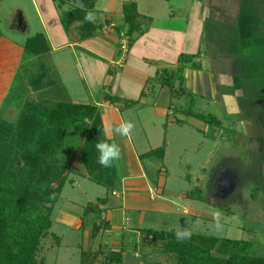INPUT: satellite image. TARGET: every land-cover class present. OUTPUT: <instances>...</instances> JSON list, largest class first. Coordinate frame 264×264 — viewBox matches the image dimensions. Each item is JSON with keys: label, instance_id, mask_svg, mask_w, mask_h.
I'll return each instance as SVG.
<instances>
[{"label": "crops", "instance_id": "crops-1", "mask_svg": "<svg viewBox=\"0 0 264 264\" xmlns=\"http://www.w3.org/2000/svg\"><path fill=\"white\" fill-rule=\"evenodd\" d=\"M29 1L30 9L22 8L17 4L13 7L7 6L6 3L0 4L3 6L0 8V122L8 123L10 118L14 120L20 113L17 102H20L21 98L13 97L11 94L23 93L34 96L43 86L47 87L44 95L48 96V100L50 98L54 101L58 99L57 101L96 105L103 124V140L109 143L115 142L120 146L121 160H124V169H126L123 171L132 176L127 179L119 175L120 160L119 167H116L117 177L121 183L123 182L126 193L130 191L127 193L128 200H124L123 207L126 210H146L145 205L151 203H148L145 197L136 194L147 191L146 181H149L145 168L143 166L141 168V162L145 158L141 160L140 156L159 146L147 148L144 140L139 137L135 136L136 142L133 143L131 136L125 138L106 131L109 125L115 126L124 120L120 115L123 110L128 111L127 108L130 107H125V104L120 102L116 105L106 102L104 97L111 95V91H104V87L109 88L114 85L115 92L123 96L133 92L131 99H137L141 91L146 89L145 94L155 96L152 100V108L159 117L164 116L167 119V127H171L172 123L178 125L180 121L170 117L174 114L170 112L169 103L165 101V91L170 97L169 88L160 85L157 72L162 69H176L179 66L180 55L193 56L192 62L183 64L182 88L185 92L215 104L226 117L236 119L238 125L245 126L246 131L243 135L237 136L223 129L221 124L219 127L208 124L202 126L198 120L194 118L191 120L202 129L200 131H206L210 139H223L245 151L258 152L263 149L264 116L262 122L257 123L254 115L264 107L262 105L264 0H257L254 8H247L243 0H174L173 4H169V0H97L91 10L96 20L91 24H95L98 28L91 36L84 39L79 37L73 26H69L68 29L63 28L59 9L52 0ZM103 1L106 4L105 9L101 5ZM126 2H133L136 5L138 31L130 37L129 49L123 63L120 64L121 54L116 31L105 33L101 29L103 25L109 23L108 21L114 22L118 27L122 24L121 5ZM251 4H253L252 0H250ZM10 10L13 15L15 13V18L10 19ZM13 19L15 30L11 26ZM7 27L19 32L10 37L3 32ZM53 30L57 31L56 35L52 33ZM38 34L45 37L49 50L42 56L34 57L26 51V46L29 40ZM252 60H259L262 64L256 66L258 83L255 82V85L247 90L240 84L241 81L235 82L234 79L241 74L244 75ZM82 61L89 66V73L86 75L88 77L90 75L91 81L81 82L83 93L78 92L75 74V68L82 72ZM97 64L102 66L99 75L92 71ZM250 67L254 65L250 64ZM116 70H119L120 74H115ZM177 87L178 82H175L174 88ZM130 88H135V91L130 93L128 91ZM73 91L82 94L84 100H72ZM158 96L164 97L167 112L158 107L156 102ZM145 105L146 103H140L137 108L142 109ZM134 122L135 125L141 124L138 117ZM252 127L253 131L250 130ZM146 141L148 142L147 139ZM163 143V154H156L158 158H163L169 147L166 139ZM77 171L72 169L71 175L76 174ZM78 172L82 173L80 170ZM70 179L72 180L70 185H75L74 180ZM129 181L132 182L128 184ZM135 181L137 182L133 183ZM162 191L161 188H156L157 193L162 194ZM111 195L117 197L114 190ZM210 202L211 200L208 199V204ZM104 205H99L101 212L96 223L103 220L107 226L97 234L93 243L108 240L112 246L118 247L117 251L123 250L122 264H141L137 253L128 255L131 253L126 249L129 242L125 231L128 227L126 223L119 221L117 216L122 208L103 214ZM153 205L155 210H164L167 206L166 203ZM184 213L188 214L189 211L185 210ZM52 215L53 212L51 220ZM65 224L71 229L78 230L83 227V223L76 219L65 220ZM150 242L153 243L152 240ZM99 248L102 249L98 245L97 249ZM146 257L145 260L141 259L143 264L163 263L159 257L156 259L154 257L150 259L148 255Z\"/></svg>", "mask_w": 264, "mask_h": 264}, {"label": "rangeland", "instance_id": "rangeland-1", "mask_svg": "<svg viewBox=\"0 0 264 264\" xmlns=\"http://www.w3.org/2000/svg\"><path fill=\"white\" fill-rule=\"evenodd\" d=\"M52 1L59 9L60 19L66 13L74 15V20L69 26L74 27L80 38L89 37L96 32L98 26L90 23L91 25L87 27V25L83 24L84 16H82V13L91 11L95 3L91 8H88L89 0H80L85 6L84 9H81L76 6L77 0ZM243 2H246L245 6L247 8H254L256 7L255 3H257V0H252L253 4L251 5L250 0H243ZM5 3L9 7L17 4L22 8H31L29 0L0 1L1 5ZM173 3L174 0H169V4ZM104 4V1L101 2L102 8L105 9L106 4ZM2 7L0 6V8ZM9 12L10 19L15 18V13L13 15L11 10ZM108 22V24L102 26L101 31L103 30L105 33L116 31L119 41V34L121 32L118 33V29L122 27V24L118 27L114 22V24L112 21ZM11 26L15 30L14 19L11 20ZM14 30L7 27L3 32L11 37L19 32ZM60 31H62V28H60ZM52 33L56 35L57 31L53 30ZM122 34L128 37L125 33L122 32ZM130 42L129 38V45ZM252 61L249 62V69L245 70L244 75L241 74L234 79L235 82L241 81L240 84L244 85L247 90H250L255 85V82L259 81V75H256L258 71L256 66L262 64L259 60ZM82 62L81 70L83 75L79 69L75 68L78 92L80 91L81 93L84 90L81 82H91L90 75L89 77L86 75V73H89V66L84 61ZM250 64L254 65V67H250ZM101 67L100 64H97L95 70H92L93 73L99 75ZM118 71L116 70L114 73L120 74ZM93 77L96 79L95 75ZM117 81L118 78L116 79ZM115 89L114 85L109 88L104 87V91H111V96L122 98L120 103L136 102L135 105L133 104L130 108H127L128 111L123 110L120 115L124 120H132L131 122L134 125L137 117L141 121V124L136 123L131 134L133 143L136 142V136L144 140L147 148L159 146L157 149L163 150V141L165 139L169 144L163 158H158V155L154 154L149 157L150 159L147 160L145 158L141 162V168H145L147 178L149 179V181L145 179L146 183H148V190L136 192V194H140L148 200V203H151L145 205L146 210L143 209L142 211L133 209L129 211L123 207L124 200H128L127 193L130 191L126 193L123 182L121 183L117 177L116 167L104 168V185L91 182L82 177L81 173L77 171L76 174L69 176V179L72 178L74 180L75 185L67 183L64 186L52 215L50 232L60 238V245L55 246L50 237L44 239L41 243L39 258H44V264H78L80 250L94 251L98 245L102 247V255L97 257L98 259L94 264H103V255L118 248L117 246H112L108 240L104 241L105 239L93 243L91 228L99 217L95 213L83 214L82 210L85 205L95 203L97 198L107 199L102 210L103 214H108V212L116 208H122L117 216L119 221L121 220L126 223V227H128L125 234L128 237L129 244L127 248H124L128 252H131L128 255H132L134 252L137 253L141 264H143L141 259L145 260L147 255L150 259L152 257L154 259L159 257V260L163 262L161 264H176V256L166 254L158 240L151 243L150 238L147 240L142 237L143 235L140 233L141 229L167 232L176 231L180 227L188 228L192 234L197 235L242 239L253 243V249L256 254L264 255V141L261 151L251 152L245 151L236 146V144L223 139H210L206 131H200L202 129H199L191 118L201 122L200 125L202 126L203 124H208L213 127H215V120L218 119L220 122H217L223 126V129L225 128L237 136L245 133V126L238 125L236 119L232 120L226 117L223 111L215 104L192 93L177 92L171 98L169 95L167 96L168 92L165 91V101L169 103L170 112L174 114L170 115V117L180 121L178 125L172 123L171 127H167V119L164 116L159 117L152 108V100L155 96L145 94L146 89L141 91L143 94L141 95L140 93L137 99H131L132 97H130L133 93L131 91H135V88H130L128 91L131 94L127 93L126 97L116 93ZM77 93L73 91L71 99L83 101L84 96ZM11 95L22 99H19L20 102H17L20 112L25 102H36L35 99L40 98L37 95H24L23 93ZM156 102L161 110L165 109L166 111L164 97L158 96ZM140 103H146L145 107L142 109L137 108ZM262 105L264 106V100ZM19 114L14 120L12 118L9 119L7 123L8 129L16 126ZM195 114H199L200 117L205 118V121L196 118ZM263 116L264 107L258 113H255L256 122L261 123ZM252 129L253 127L250 128L251 131H253ZM262 131H264V127ZM8 138L10 140L11 136ZM79 142V134L69 131L60 157L62 163L67 164L71 172L72 169H76L78 164L77 147ZM6 150L5 148L4 151L0 152V157L4 159L9 157L10 151ZM123 162L124 160L120 161L119 175L130 179L132 176L127 175L123 171ZM156 188H161L163 193H157ZM112 190L116 192L117 197L111 195ZM190 193H192V197L188 196ZM208 199L211 200L210 204H208ZM156 203H166L167 206L164 210H155L153 209L155 207L153 204ZM185 210L189 211V213L185 214ZM217 210L221 213L219 219L222 224V230L220 231H216L214 227L215 220L213 219V214ZM75 219L83 223L81 229H71L65 224V220Z\"/></svg>", "mask_w": 264, "mask_h": 264}, {"label": "trees", "instance_id": "trees-1", "mask_svg": "<svg viewBox=\"0 0 264 264\" xmlns=\"http://www.w3.org/2000/svg\"><path fill=\"white\" fill-rule=\"evenodd\" d=\"M88 2L87 7L91 8L96 0ZM82 14L85 16V13ZM121 15L122 27H119L118 33L123 32L130 38L138 31L135 3H123ZM61 20L63 28L68 29L74 15L66 13ZM83 24L87 27L91 25L85 20ZM48 50L42 34L32 37L26 46V51L34 57L42 56ZM193 58L180 55L176 69L157 72L160 85L169 88L171 98L177 92H185L182 88L183 64L192 62ZM175 82H178L176 89ZM45 90L47 87L43 86L37 91L40 98H36V102L24 103L15 127L8 129L7 123L0 122V152L5 148L10 151L7 159L0 157V264H44V258H39L42 241L50 237L55 246L60 245V238L50 232L51 214L64 186L72 183L69 179L71 169L62 163L60 157L69 131L80 136L77 147L79 161L75 170H80L82 176L95 184H105L104 167L97 162L95 148V143L103 140V124L98 107L48 100V96L44 95ZM121 99L111 95L104 97L110 105L118 104ZM133 104L136 102L130 101L125 107ZM194 116L205 121L199 115ZM214 123L215 127L220 126L217 120ZM154 154L162 155L163 150L149 151L140 159ZM188 196L192 197V193ZM105 202L106 198H97L95 203L85 205L82 212L99 216V205ZM106 226L103 220L94 223L92 239ZM175 232L140 230L141 235L152 242L158 240L166 254L176 256V264H264V255L256 254L250 241L192 234L190 239L181 242L176 239ZM101 251L100 248L96 251L80 250L78 264L96 263L97 257L102 255ZM122 252V249L113 250L103 255V264H122Z\"/></svg>", "mask_w": 264, "mask_h": 264}, {"label": "clouds", "instance_id": "clouds-1", "mask_svg": "<svg viewBox=\"0 0 264 264\" xmlns=\"http://www.w3.org/2000/svg\"><path fill=\"white\" fill-rule=\"evenodd\" d=\"M77 7L84 9V4L77 0ZM85 22L88 23H95L96 16L93 12L88 11L85 13L84 16ZM135 125L130 120H122L119 124L113 126L109 125L106 131H111L115 135H119L121 137H130ZM95 148L98 153L97 162L100 166L104 168H113L119 167L118 162L122 159V153L120 146L115 143H109L107 140H99L95 143ZM54 195V194H53ZM220 211L217 210L213 214V219L215 220V230L220 231L222 230V224L220 223ZM192 236V232L188 228H180L178 227L175 232V237L178 241H185L190 239Z\"/></svg>", "mask_w": 264, "mask_h": 264}, {"label": "built area", "instance_id": "built-area-1", "mask_svg": "<svg viewBox=\"0 0 264 264\" xmlns=\"http://www.w3.org/2000/svg\"><path fill=\"white\" fill-rule=\"evenodd\" d=\"M119 39L120 64H122L129 49V38L121 33L119 34Z\"/></svg>", "mask_w": 264, "mask_h": 264}]
</instances>
